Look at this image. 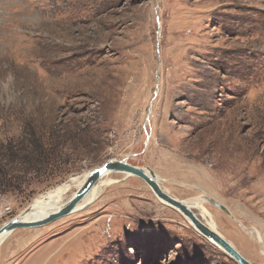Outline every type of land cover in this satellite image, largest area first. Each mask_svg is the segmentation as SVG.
Returning a JSON list of instances; mask_svg holds the SVG:
<instances>
[{
    "label": "rangeland",
    "instance_id": "1",
    "mask_svg": "<svg viewBox=\"0 0 264 264\" xmlns=\"http://www.w3.org/2000/svg\"><path fill=\"white\" fill-rule=\"evenodd\" d=\"M109 158L222 203H202L217 232L264 264V0H0V225ZM107 179L0 264H239L140 178Z\"/></svg>",
    "mask_w": 264,
    "mask_h": 264
},
{
    "label": "water",
    "instance_id": "2",
    "mask_svg": "<svg viewBox=\"0 0 264 264\" xmlns=\"http://www.w3.org/2000/svg\"><path fill=\"white\" fill-rule=\"evenodd\" d=\"M106 173H123L125 177L135 176L140 178L150 187L154 195L161 202L178 210L183 216L186 217V219L198 232L209 239L212 243L222 248L239 264H254L247 260L219 232L211 229L207 224H205V222L199 218L193 209L187 205L185 200L179 199L164 190L160 185V179L157 178V175L151 168L147 166L133 165L127 161V158H109L101 165L89 169L86 173L84 181L81 183V185H79L74 193L71 194V196L67 198L60 206H58V208L47 212L45 215H40L33 218H25L27 214H29L31 211L33 212L35 209L33 203H29L20 212L13 215L0 225V240H4L10 232L17 228H33L43 226L86 206L87 204L84 206H79L78 204L89 193L93 185L99 181L100 177ZM203 197L231 216L230 211L222 203L209 198L208 196Z\"/></svg>",
    "mask_w": 264,
    "mask_h": 264
},
{
    "label": "bare ground",
    "instance_id": "3",
    "mask_svg": "<svg viewBox=\"0 0 264 264\" xmlns=\"http://www.w3.org/2000/svg\"><path fill=\"white\" fill-rule=\"evenodd\" d=\"M87 173V172H86ZM85 173V176H86ZM109 173L104 174L102 177L108 175ZM85 176L83 177V180L80 182H77V187L81 185V183L84 181ZM100 177V178H102ZM158 178V177H157ZM100 180V179H99ZM112 180L107 179V180H100L96 184L93 185V187L90 189L89 193L83 198V200L78 204L79 206L88 204L94 200L97 194V190L99 187L109 184ZM67 184H62L54 188L53 190H50L48 192H45L43 194H40L37 198H35L32 203L35 206L33 212L31 211L29 214L25 216V218H33V217H38L40 215H45L47 212L51 210H55L60 206L63 202L59 201L58 199L60 195L67 190L69 187ZM205 198L202 196L201 198H194L191 201H186L187 205L191 208H197L204 216L209 217V221L205 224H207L211 229L216 230L215 224L211 219V214L209 211L202 205L203 200ZM207 200V199H205ZM208 201V200H207ZM209 202V201H208ZM189 222V221H188ZM217 231V230H216ZM1 241V240H0Z\"/></svg>",
    "mask_w": 264,
    "mask_h": 264
},
{
    "label": "built area",
    "instance_id": "4",
    "mask_svg": "<svg viewBox=\"0 0 264 264\" xmlns=\"http://www.w3.org/2000/svg\"><path fill=\"white\" fill-rule=\"evenodd\" d=\"M10 212V206L5 201H0V217Z\"/></svg>",
    "mask_w": 264,
    "mask_h": 264
},
{
    "label": "crops",
    "instance_id": "5",
    "mask_svg": "<svg viewBox=\"0 0 264 264\" xmlns=\"http://www.w3.org/2000/svg\"><path fill=\"white\" fill-rule=\"evenodd\" d=\"M34 200V199H33ZM32 200V201H33ZM21 229H24V228H17V229H15V230H13L12 232H10L8 235H7V237L4 239V240H2L1 242H0V246H1V244H3L11 235H13V233H15L16 231H18V230H21Z\"/></svg>",
    "mask_w": 264,
    "mask_h": 264
},
{
    "label": "trees",
    "instance_id": "6",
    "mask_svg": "<svg viewBox=\"0 0 264 264\" xmlns=\"http://www.w3.org/2000/svg\"><path fill=\"white\" fill-rule=\"evenodd\" d=\"M1 189H2V188H1V186H0V191H1Z\"/></svg>",
    "mask_w": 264,
    "mask_h": 264
}]
</instances>
